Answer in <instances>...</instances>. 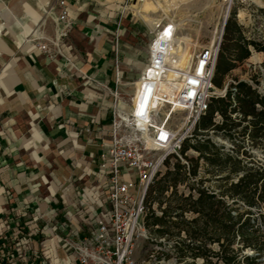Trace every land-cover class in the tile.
<instances>
[{
    "label": "crops",
    "instance_id": "0c3cea01",
    "mask_svg": "<svg viewBox=\"0 0 264 264\" xmlns=\"http://www.w3.org/2000/svg\"><path fill=\"white\" fill-rule=\"evenodd\" d=\"M54 1L0 0V229L26 235L37 219L42 231L31 246L60 256L69 228L52 233L47 224L77 230L98 207L88 199L102 179L113 108L134 92L152 24L172 2L145 0L135 11L141 18L123 12L129 0H65L66 25L52 16L58 8L44 13ZM63 29L59 48L37 46Z\"/></svg>",
    "mask_w": 264,
    "mask_h": 264
},
{
    "label": "built area",
    "instance_id": "2783aa9c",
    "mask_svg": "<svg viewBox=\"0 0 264 264\" xmlns=\"http://www.w3.org/2000/svg\"><path fill=\"white\" fill-rule=\"evenodd\" d=\"M129 1L131 3L125 4L123 12L129 11L142 18L135 11L145 0ZM56 8L59 13L52 15L56 23L69 25L65 0L43 6L46 16H51ZM152 25L149 58L135 84V91L127 100H117L106 133L109 138L102 140L99 163L102 179L98 190L89 199L80 192L98 207L84 214L77 230L70 229L68 222L47 224L52 233L61 227L69 228L60 237V256L31 246L30 237L42 231L37 219L26 235L19 226L0 229V264H142L137 255L141 244L149 242L153 250L166 239V236L156 237L146 225L150 186L163 174L171 156H177L189 166L182 146L193 137L198 119L207 112L212 97H225L229 84L223 88L214 84L223 28L212 41L196 46L181 39L180 25L174 18L163 15L159 23ZM65 34V29L60 30L56 38H47L37 46L44 51L50 50V44L59 48ZM189 45L196 47L191 51ZM183 48L189 49L188 56ZM230 80L234 85L237 82ZM248 81L253 83V80ZM232 89L237 90L236 87ZM177 111L187 114L181 126L171 123ZM217 118L222 119L218 112L215 121L219 122ZM249 139L247 135L246 140ZM214 142L237 154L235 138L217 135Z\"/></svg>",
    "mask_w": 264,
    "mask_h": 264
},
{
    "label": "trees",
    "instance_id": "16d2710c",
    "mask_svg": "<svg viewBox=\"0 0 264 264\" xmlns=\"http://www.w3.org/2000/svg\"><path fill=\"white\" fill-rule=\"evenodd\" d=\"M251 46L264 51V45L245 35L244 26L232 12L217 57L216 87L223 88L226 77L251 56ZM236 81L235 85H228L225 97H212L207 112L198 119L193 134L197 143L192 147L199 156L190 158L189 166L177 159L174 169L158 176L150 186L146 225L156 237L174 239L172 250L163 252L166 257L186 262L202 258L204 264H264V160L244 151L251 157L245 164L240 156L207 137L210 130L229 139L236 134L249 135L255 147L264 148V92L244 79ZM254 82L259 84V79L255 77ZM217 112L222 117L219 122L215 121ZM243 122L247 124L238 130ZM200 134L202 138H198ZM189 147L186 140L183 154ZM241 150L238 145L237 152ZM201 159L219 176L217 186H204L202 179L191 188L197 194L180 193L178 184L199 174ZM154 202L158 203L160 214ZM248 249L256 254L246 253Z\"/></svg>",
    "mask_w": 264,
    "mask_h": 264
},
{
    "label": "rangeland",
    "instance_id": "374dc122",
    "mask_svg": "<svg viewBox=\"0 0 264 264\" xmlns=\"http://www.w3.org/2000/svg\"><path fill=\"white\" fill-rule=\"evenodd\" d=\"M262 1L264 2V0ZM162 2L164 1L162 0ZM171 2V9L164 6L166 7L164 8V13L174 18L180 24L179 36L181 39L187 38L188 41L197 44L196 46L205 45L218 36L223 28L227 15L229 14L230 16L234 11L237 21L244 26L245 35L264 45V4L257 3L254 0H188L183 3L180 1L178 4H174L173 0H171ZM145 8L148 9L149 7L147 6ZM160 16L161 15H158L157 17ZM196 46L189 45L188 47L193 51ZM186 49L189 53V49ZM251 51L252 58L250 56L243 63L238 65L230 75L226 77L225 85L232 83L230 79L240 78L247 81L253 80V84L256 85L260 91L264 92V51H258L252 46ZM255 77L259 79V84L254 82ZM186 116L187 114L184 111H177L175 115H173L171 123L176 126H181L186 120ZM217 119L221 120L220 118ZM246 124L247 122H243L238 130H241ZM217 135L219 134L209 132L207 137H210L214 141ZM246 136L242 134L235 135L237 146L239 145L242 147L240 152L236 150V155L240 156L245 164L251 161V157L246 156L244 151H246L248 155L253 154L256 158L264 160V148L255 147L251 139H249V141L246 140ZM198 138H202V135L200 134ZM187 143L190 147L186 150L183 157L187 161H190V158L199 156V151L192 147L193 144L197 143V138L190 137ZM177 159L180 158L177 156H171L169 158L170 163L167 164V168L163 170V174L168 169H174V163ZM200 162L199 174L197 176H191L190 180L178 184L180 193H185L187 195L192 191L194 194H197L196 189L194 191L191 188L193 185L200 183L202 179L204 181V186H211V188L217 186V177L219 176L215 175L216 172H213L214 169L212 167L207 168L204 164V159H201ZM171 190L172 189L167 192L168 195L171 193ZM166 205L167 202H164L163 207ZM153 206L160 214L158 203L154 202ZM187 215L189 217L193 216L192 213H188ZM173 243L174 239L171 236H166L163 242L158 243L159 248L151 250V244L149 242H144L143 246L141 244L137 253L139 261L142 264H204L202 258L196 260L189 259L186 262L178 261L175 257H166L163 252H170ZM213 247H216V245H213ZM246 253L256 254L254 250L251 249L246 250ZM151 254H153V256H151ZM261 259L264 260V255Z\"/></svg>",
    "mask_w": 264,
    "mask_h": 264
},
{
    "label": "bare ground",
    "instance_id": "6f19581e",
    "mask_svg": "<svg viewBox=\"0 0 264 264\" xmlns=\"http://www.w3.org/2000/svg\"><path fill=\"white\" fill-rule=\"evenodd\" d=\"M180 1L183 3V2H186V1H188V0H173V3L174 4H178V3H180ZM254 1H256L257 3H260V4H264V2L262 1V0H254ZM180 25V24H179ZM222 31V30H221ZM183 41H186V42H188V39L187 38H183L182 39ZM183 50L185 51V53L187 54V56H188V52H187V49L186 48H183Z\"/></svg>",
    "mask_w": 264,
    "mask_h": 264
},
{
    "label": "water",
    "instance_id": "95a60500",
    "mask_svg": "<svg viewBox=\"0 0 264 264\" xmlns=\"http://www.w3.org/2000/svg\"><path fill=\"white\" fill-rule=\"evenodd\" d=\"M228 17H229V14L227 15V17H226V19L224 21V24H223V33H224L225 24H226V21H227Z\"/></svg>",
    "mask_w": 264,
    "mask_h": 264
}]
</instances>
